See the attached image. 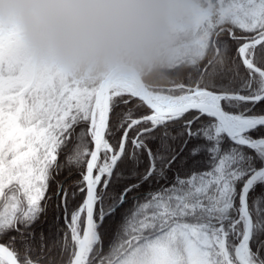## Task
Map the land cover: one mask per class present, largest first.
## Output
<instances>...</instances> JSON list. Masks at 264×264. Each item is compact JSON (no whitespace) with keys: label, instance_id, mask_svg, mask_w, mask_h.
<instances>
[{"label":"snow or ice","instance_id":"1","mask_svg":"<svg viewBox=\"0 0 264 264\" xmlns=\"http://www.w3.org/2000/svg\"><path fill=\"white\" fill-rule=\"evenodd\" d=\"M166 78L82 82L0 28V264H264V0H199Z\"/></svg>","mask_w":264,"mask_h":264},{"label":"clouds","instance_id":"2","mask_svg":"<svg viewBox=\"0 0 264 264\" xmlns=\"http://www.w3.org/2000/svg\"><path fill=\"white\" fill-rule=\"evenodd\" d=\"M199 0H0V28L37 64L82 82L162 80L185 57Z\"/></svg>","mask_w":264,"mask_h":264}]
</instances>
